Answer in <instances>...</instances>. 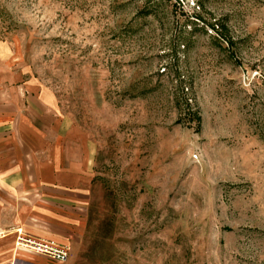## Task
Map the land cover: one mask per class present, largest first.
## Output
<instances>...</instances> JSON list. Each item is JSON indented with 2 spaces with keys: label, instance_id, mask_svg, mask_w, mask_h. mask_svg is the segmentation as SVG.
Returning <instances> with one entry per match:
<instances>
[{
  "label": "rangeland",
  "instance_id": "rangeland-1",
  "mask_svg": "<svg viewBox=\"0 0 264 264\" xmlns=\"http://www.w3.org/2000/svg\"><path fill=\"white\" fill-rule=\"evenodd\" d=\"M0 87L47 153L24 170L53 156L60 176L55 193L0 194V221L68 224L48 240L15 228L12 250L264 264V0H0Z\"/></svg>",
  "mask_w": 264,
  "mask_h": 264
},
{
  "label": "crops",
  "instance_id": "crops-1",
  "mask_svg": "<svg viewBox=\"0 0 264 264\" xmlns=\"http://www.w3.org/2000/svg\"><path fill=\"white\" fill-rule=\"evenodd\" d=\"M21 95L22 94L20 92L18 93L17 90H3L0 87V194L8 196L20 194L18 189L22 188L32 192L35 189V185L39 188H47L49 191L52 184L54 185L56 183L55 180L60 177L55 169L56 162L53 156L44 161L40 159L39 165H37L38 171L37 169L35 171L34 169L32 171L24 170V162L26 161L24 160L25 156L30 159L29 163H31L32 168L34 160H32L31 157H33V155L47 153L39 150L35 151L32 149L34 148L33 146H35L34 144L30 143L29 146H27L22 142L24 140L21 141V134L23 133L24 127V125L18 126L24 119L21 114L22 109L18 106V104H20ZM26 121L29 122V120ZM26 128L32 130L31 126ZM36 130L38 131V128ZM24 148L28 151L23 152ZM33 179L36 181V184L31 183L30 180ZM27 180H29L30 183ZM49 181L52 183L50 184ZM51 189L52 192L55 193L56 188ZM44 223L46 226L44 229L47 231L42 232L37 226H33L32 222H23L22 218L16 219L14 222L0 221V264L47 263L39 256L28 253H18L12 250V241H14V232H12V230L15 228H21L29 235L48 240L50 235L59 234L58 231H63V228L68 226L67 222Z\"/></svg>",
  "mask_w": 264,
  "mask_h": 264
},
{
  "label": "built area",
  "instance_id": "built-area-1",
  "mask_svg": "<svg viewBox=\"0 0 264 264\" xmlns=\"http://www.w3.org/2000/svg\"><path fill=\"white\" fill-rule=\"evenodd\" d=\"M16 246L20 250L31 251L54 261H63L68 254V249L64 246L56 245L54 242L27 238L23 234L17 236Z\"/></svg>",
  "mask_w": 264,
  "mask_h": 264
},
{
  "label": "trees",
  "instance_id": "trees-1",
  "mask_svg": "<svg viewBox=\"0 0 264 264\" xmlns=\"http://www.w3.org/2000/svg\"><path fill=\"white\" fill-rule=\"evenodd\" d=\"M215 26L218 28L216 32H218V30H219V32H221L222 35H226L227 30H226L225 25H223V24H221L220 22H218V23L215 24V25H211L212 29H214ZM226 36H227V35H226ZM226 36H225V37H226ZM228 39H229V38H228ZM227 41L229 42L230 45H232L231 42H230V39L227 40Z\"/></svg>",
  "mask_w": 264,
  "mask_h": 264
}]
</instances>
